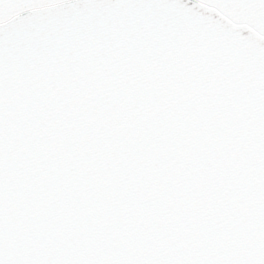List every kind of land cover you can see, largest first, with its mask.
Segmentation results:
<instances>
[{"label":"water","instance_id":"1","mask_svg":"<svg viewBox=\"0 0 264 264\" xmlns=\"http://www.w3.org/2000/svg\"><path fill=\"white\" fill-rule=\"evenodd\" d=\"M152 3L0 65V264H264V0Z\"/></svg>","mask_w":264,"mask_h":264},{"label":"snow or ice","instance_id":"2","mask_svg":"<svg viewBox=\"0 0 264 264\" xmlns=\"http://www.w3.org/2000/svg\"><path fill=\"white\" fill-rule=\"evenodd\" d=\"M181 4L191 6L192 0ZM156 7L152 0H0V65L41 37L74 41L135 31L139 19ZM22 8L35 11L8 18L9 9Z\"/></svg>","mask_w":264,"mask_h":264}]
</instances>
